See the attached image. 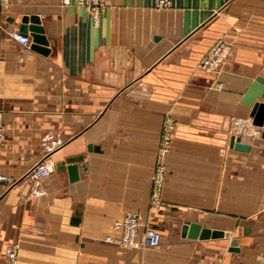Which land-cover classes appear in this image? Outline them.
Wrapping results in <instances>:
<instances>
[{"label":"crops","instance_id":"1","mask_svg":"<svg viewBox=\"0 0 264 264\" xmlns=\"http://www.w3.org/2000/svg\"><path fill=\"white\" fill-rule=\"evenodd\" d=\"M101 1L97 21L79 0L1 4L0 172L15 181L0 182V263L17 243V264H264V127L241 100L264 76V0ZM217 41L230 56L216 75L199 60ZM166 116L175 128L153 205ZM233 133L250 149L231 146ZM40 160L52 171L34 178ZM130 211L160 245L105 240ZM190 221L230 235L184 236Z\"/></svg>","mask_w":264,"mask_h":264},{"label":"built area","instance_id":"2","mask_svg":"<svg viewBox=\"0 0 264 264\" xmlns=\"http://www.w3.org/2000/svg\"><path fill=\"white\" fill-rule=\"evenodd\" d=\"M6 0H0V7ZM69 2L70 0H63ZM85 3L93 12L94 20H98L99 11L101 9V2L99 0H79ZM157 6L170 5V0H156ZM11 35L17 39L23 45H30L32 37L29 33H25L19 28H15L11 31ZM230 56L229 45L223 41H217L211 51L203 55L201 63L203 67L209 70H215L218 73L221 71L223 65ZM219 87L223 84L218 82ZM167 123L163 126L164 135L163 140L159 148V158L156 165L155 173L153 175V192L152 203L157 205L160 201L163 183L166 176L167 168L164 162V157L171 147V137L173 130V120L167 119ZM247 119L244 117H234V127L237 129L240 123H246ZM4 137V125H3V111L0 108V147ZM52 171V167L44 160L36 162L29 170V174L34 178H42ZM15 179L5 173L0 172V182L13 183ZM112 229L119 231V235L109 233L106 235L105 240L109 242L117 243L124 247H142L158 246L161 244L163 235L162 232L144 222V215L138 211H130L126 213L121 219L113 222ZM19 245L14 243L7 250V258L0 264H17Z\"/></svg>","mask_w":264,"mask_h":264},{"label":"water","instance_id":"3","mask_svg":"<svg viewBox=\"0 0 264 264\" xmlns=\"http://www.w3.org/2000/svg\"><path fill=\"white\" fill-rule=\"evenodd\" d=\"M31 24L29 28L33 30L34 41H41L43 39L42 32L44 27L40 24V20L37 15L31 16ZM23 30H26V26H22ZM38 46V45H36ZM264 76L252 78L248 87L243 92L242 102L251 107L250 115L252 116L253 124L264 127ZM264 136V129H263ZM230 145L241 150H249L250 145L242 140L240 135L233 133L230 138ZM77 159H81L78 157ZM75 159H70L72 161ZM64 166V165H63ZM76 166H69V169H73ZM64 168V167H63ZM181 233L184 236L192 238H209V237H223L229 236L230 231L223 229H216L207 226H203L200 222L190 221L184 222L181 228ZM232 249L237 244V238L231 239ZM237 250V249H235Z\"/></svg>","mask_w":264,"mask_h":264},{"label":"rangeland","instance_id":"4","mask_svg":"<svg viewBox=\"0 0 264 264\" xmlns=\"http://www.w3.org/2000/svg\"><path fill=\"white\" fill-rule=\"evenodd\" d=\"M100 2H101V6H102V1L101 0H99ZM155 4H156V0H155ZM171 4H172V1L170 0V5H166V6H157L156 5V7H168V6H171ZM92 11V10H91ZM92 14H93V12H92ZM93 16H94V14H93ZM212 47H213V45L203 54V55H205V54H207V53H209L210 51H211V49H212ZM203 55H202V57H203ZM202 57L200 58V60H199V65L201 66V67H203V65H202V63H201V60H202ZM205 70H207V71H211V72H214V73H216V75L218 74V72L217 71H215V70H209V69H207V68H205V67H203ZM168 118H171L172 120H173V130H174V128H175V120L172 118V117H170V116H166L165 117V119H164V121H163V126H165V124L167 123V119ZM233 126H234V119H233ZM173 130H172V134H173ZM237 134V133H236ZM163 135H164V129L162 130V136H161V141H160V145H161V143H162V140H163ZM171 141H172V137H171ZM160 148V147H159ZM158 158H159V152H158ZM157 162H158V160H157Z\"/></svg>","mask_w":264,"mask_h":264}]
</instances>
